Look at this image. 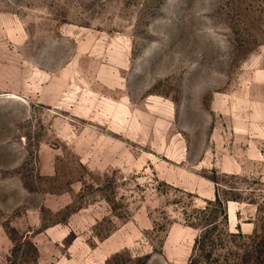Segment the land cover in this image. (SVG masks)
<instances>
[{"label":"rangeland","instance_id":"obj_1","mask_svg":"<svg viewBox=\"0 0 264 264\" xmlns=\"http://www.w3.org/2000/svg\"><path fill=\"white\" fill-rule=\"evenodd\" d=\"M0 264H264V0H0Z\"/></svg>","mask_w":264,"mask_h":264}]
</instances>
